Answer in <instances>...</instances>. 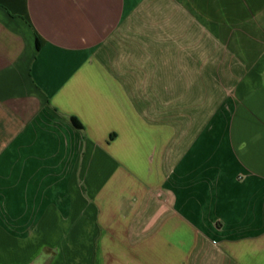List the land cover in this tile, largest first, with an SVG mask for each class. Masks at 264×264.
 <instances>
[{
  "label": "crops",
  "instance_id": "crops-1",
  "mask_svg": "<svg viewBox=\"0 0 264 264\" xmlns=\"http://www.w3.org/2000/svg\"><path fill=\"white\" fill-rule=\"evenodd\" d=\"M0 264H264V0H0Z\"/></svg>",
  "mask_w": 264,
  "mask_h": 264
},
{
  "label": "trees",
  "instance_id": "trees-1",
  "mask_svg": "<svg viewBox=\"0 0 264 264\" xmlns=\"http://www.w3.org/2000/svg\"><path fill=\"white\" fill-rule=\"evenodd\" d=\"M71 122H73V124H77L76 120L72 119Z\"/></svg>",
  "mask_w": 264,
  "mask_h": 264
}]
</instances>
